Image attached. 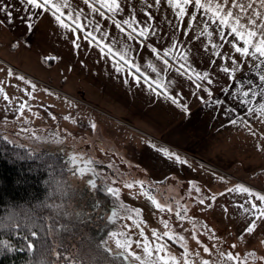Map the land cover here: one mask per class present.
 Segmentation results:
<instances>
[{"label": "snow or ice", "instance_id": "snow-or-ice-1", "mask_svg": "<svg viewBox=\"0 0 264 264\" xmlns=\"http://www.w3.org/2000/svg\"><path fill=\"white\" fill-rule=\"evenodd\" d=\"M134 2L135 0H82L83 5L89 9V12H85L83 8L74 6L72 0H16L20 7H17L12 0H0V16L3 17L0 19V25H14L19 19L30 33L43 14H50L54 18V23L62 30L64 38L67 32L73 35L72 44L77 54L82 50V39L90 48H96L102 59L111 63L118 78H122V83L129 91L135 86L146 85L147 91L153 98L163 96L172 104L179 105L190 116V106L182 102V93L173 94L166 84H161L142 72L140 64L136 62V57L151 54L163 65L165 72L175 71L180 77L186 78L193 84L192 94L196 95L206 108L213 111V118L219 115L230 126H237L238 123L244 124L248 127L250 134L255 136L256 132L252 129L247 117L264 122V0H140L139 9L133 6ZM125 5L129 6L127 16L124 15ZM137 11L142 13L143 19L137 15ZM17 13L20 15L17 16ZM157 14L161 17L159 21L156 20ZM104 21L114 26L120 35L113 33ZM167 29H171V32ZM177 33H182V35H177ZM214 35L215 40L212 39ZM189 36L192 40L188 39ZM193 40L200 42L201 51L208 58L207 69L197 71L190 62L192 51L190 45ZM145 49L147 52L144 51ZM178 50H182L183 54L178 56ZM170 58L178 65L174 69ZM55 59L57 58L45 57L46 62ZM217 60L220 61L219 64ZM213 68L217 71H213ZM152 72L160 75L155 67L152 68ZM220 73L227 79L226 84L221 83ZM19 79L25 80L24 77H19ZM28 83L31 84L30 81ZM31 87L34 89L36 85L31 84ZM214 87H219L223 95L216 96ZM3 91L0 88V92ZM253 97L257 98L255 102ZM4 99H9L7 94L4 95ZM151 102L150 100L149 103ZM24 107L21 104L17 109L21 115H23ZM241 109L243 111H240ZM70 118L66 117V119ZM92 127L95 128L96 125L93 124ZM4 139L10 144L14 143L8 137ZM162 151L168 160L177 165L188 166L187 158L182 157L178 152L169 149ZM32 155L29 153L28 158ZM70 160L72 176L79 180L87 176L88 179L84 182L91 189H97V181L91 179V175L97 174L95 161L83 156H73ZM200 167L202 168L203 165ZM224 179L223 176L220 177V180ZM188 183L192 185L196 181ZM126 186L133 187L132 184ZM140 186L144 188L142 182ZM106 191L112 197H120L119 188L109 186ZM195 191L200 193L201 189L197 187ZM66 192L67 190L62 195H66ZM228 193L254 197V200L237 205L245 214L244 227L237 239L245 241V234H255L258 229L264 231V193L244 185H237L235 188H228L227 193L221 192L219 195L225 196ZM151 199L149 196V200ZM216 201L217 196L209 189L208 194L198 197L196 202L203 206L204 210H211ZM152 203L159 211L172 212L171 208L165 209L155 201ZM42 207L45 210L53 209L54 214L53 211H49L47 216L39 213H19L15 215L21 216L20 219L10 216L8 222L0 217V232L5 229L10 230L4 232L6 239L0 238V258L9 253L42 252L41 245L46 244L48 252L54 254L56 258L51 264H59L60 261L64 264H105L107 258L104 254L113 253L114 249L110 244L114 243L115 248L122 250L121 254H128L125 255V259L131 256L141 261V257L133 250L134 243L149 257L155 253H161L160 264H179L174 255L170 260H166L163 253L168 248V241L175 244L177 241H184L185 237L180 233L173 234L168 231L160 234L154 229L152 237L156 244L150 247L151 241L144 235L140 224H136V227L140 229L144 241L147 242L140 239L121 241L119 237L125 236V233L112 231L107 234V239L102 238L98 242L89 241L90 248L87 253L73 254L66 245H61V250L57 251L48 242V237L52 234L60 235L61 231H71L68 223H61V219L68 217L69 220L76 219L83 223V218L80 213L70 208L65 209L63 205H43ZM184 211L186 212L187 209L185 208ZM223 211L228 213L226 205ZM118 215L116 211H113L108 219L115 223ZM175 215L181 223L185 220L181 212L178 211ZM127 219L131 220L133 217L129 216ZM123 227L131 231V226L124 225ZM165 227H167V222H165ZM203 228L211 231L207 223L203 225ZM196 239L200 243L198 237ZM161 240H165V243H160ZM179 247L187 256L188 251L184 245L180 244ZM228 247L231 250L221 253L228 261H233L234 264H249L248 260L242 261L241 256L235 252L236 244ZM204 251H209L207 246H204ZM248 256L255 260L256 253L249 252ZM151 264H157V261H151ZM184 264H190V261L185 259ZM201 264H210V261L203 260Z\"/></svg>", "mask_w": 264, "mask_h": 264}, {"label": "crops", "instance_id": "crops-1", "mask_svg": "<svg viewBox=\"0 0 264 264\" xmlns=\"http://www.w3.org/2000/svg\"><path fill=\"white\" fill-rule=\"evenodd\" d=\"M12 2L20 7L16 0ZM72 3L89 12L82 0H72ZM133 6L139 9L140 0H135ZM128 13L129 6L125 5L124 15ZM137 15L143 19L139 11ZM160 19L157 14L156 20ZM104 24L120 35L108 21ZM65 35L66 38L47 13L30 33L19 19L14 25H0V86L6 90L11 87L31 92L17 99L16 105L25 106L34 92L32 100L38 105L39 121L47 123L51 132L61 133L64 138L62 151L54 146L50 153L83 156L93 159L94 166H175L162 150L181 155L190 148V156L197 166H264V122L247 117L256 132L253 136L244 124L230 126L219 115L213 118V111L192 94L193 84L175 71L165 72L151 54L136 57L142 72L166 84L173 94L182 93V102L190 106V116L163 96L153 98L146 85L129 91L96 48H90L81 39L82 50L77 54L72 44L73 35L70 32ZM212 39H216L215 35ZM190 47V62L196 70L207 69L208 58L201 51L200 42L193 40ZM182 54V50H178L177 55ZM45 57L57 59L46 62ZM170 63L173 69L178 66L171 58ZM153 67L160 75L152 72ZM219 77L221 83L228 82L222 73ZM29 81L36 85L34 89ZM214 92L216 96L223 95L219 87H214ZM46 96L58 97L63 102ZM45 109L49 119L44 118Z\"/></svg>", "mask_w": 264, "mask_h": 264}, {"label": "rangeland", "instance_id": "rangeland-1", "mask_svg": "<svg viewBox=\"0 0 264 264\" xmlns=\"http://www.w3.org/2000/svg\"><path fill=\"white\" fill-rule=\"evenodd\" d=\"M12 85L17 86L15 83ZM0 88L4 90L0 92V134L13 140L14 144L25 145L32 151H51L54 150V146L58 148L57 151H62L64 146L62 134L51 132L47 123L39 121V108L32 100L34 92L21 115V112L17 111L21 105H16L17 99H21L27 93L30 95L31 92L18 91L11 87L8 90L1 86ZM5 94L9 97L8 100L1 98ZM46 97L63 102L58 97ZM44 111V118L49 119L48 110ZM183 151L184 154L181 156L187 158L188 166H176L175 163V166H95L97 174L91 175V179L97 181L98 187L95 190L84 182L88 179L87 176L79 180L70 173L73 187L86 190L92 195L94 203L89 205V212L99 219L97 229L102 231L101 239H107V234L115 231L125 233V236L119 237L121 241L140 239L147 242L144 241L140 229L136 227V224H140L144 235L151 241L150 247L156 244L152 237L154 229L160 234L168 231L173 234L180 233L185 237L184 241H177L175 244L171 241L167 242L168 248L163 253L166 260H170L174 255L179 264H184L185 259L190 261V264H201L203 260H209L210 264H234L221 253L231 250L228 246L236 244L235 252L241 256L242 261L248 260L249 264H264V259H261L264 257V231L258 229L255 234H245V241L237 239L244 227L245 219V214L237 205L254 200V197L233 193L219 195L221 192L227 193L228 188H235L237 185H244L264 193V166H203L201 168L190 156L192 153L190 148ZM71 157L73 156H65L70 168H72ZM221 176L225 178L223 181L220 180ZM189 181L196 183L190 185ZM141 182L144 188H141ZM128 184H132L133 187H127ZM109 186L120 189L119 198L107 193L106 188ZM197 187L201 189L200 193L195 191ZM209 189L217 196V201L211 210H204L196 201L198 197L208 194ZM99 193L105 196L99 197ZM152 201L161 204L165 209L171 208L172 212L157 210ZM225 205L228 208L227 214L223 211ZM113 211L119 214L115 223L108 219ZM178 211L185 216L182 223L175 215ZM129 216L133 219H127ZM205 223L210 226L211 231L203 228ZM124 225L131 226V231L124 228ZM197 237L200 243L197 242ZM160 243H165V240H161ZM180 244L187 249V256L181 251ZM110 246L114 251L109 255L122 264H142V262L151 264V261L160 264L161 253L149 257L134 243L133 250L141 257V261L131 256L125 259L127 253L121 254L122 250L115 248L114 243ZM204 246L208 247V252L204 251ZM249 252L256 253L255 260L248 256ZM105 264L112 263L106 260Z\"/></svg>", "mask_w": 264, "mask_h": 264}, {"label": "trees", "instance_id": "trees-1", "mask_svg": "<svg viewBox=\"0 0 264 264\" xmlns=\"http://www.w3.org/2000/svg\"><path fill=\"white\" fill-rule=\"evenodd\" d=\"M4 137L0 134V217L8 222L10 216L20 219L21 216L15 215L19 213L47 216L49 211L54 214V210H45L43 205H63L65 209L80 213L84 222L62 218L60 222L68 223L71 231L52 234L48 242L57 251L61 250V245H66L73 254L87 253L89 241L98 242L103 234L97 229L98 217L89 212V205L94 203L92 195L86 190L73 187L71 168L65 156L47 150L32 151L25 145L19 147V144H10ZM29 153L33 154L31 158H28ZM65 190L66 195H62ZM104 196L99 193V197ZM8 231L5 229L0 232V238L6 239L4 232ZM41 248L43 251L36 253H9L0 258V264H51L55 261V255L48 252L46 244L41 245ZM104 256L112 264H122L107 253ZM59 264L64 262L60 261Z\"/></svg>", "mask_w": 264, "mask_h": 264}]
</instances>
